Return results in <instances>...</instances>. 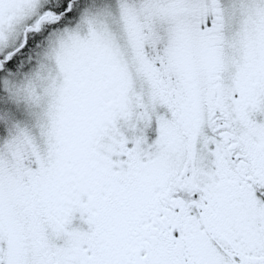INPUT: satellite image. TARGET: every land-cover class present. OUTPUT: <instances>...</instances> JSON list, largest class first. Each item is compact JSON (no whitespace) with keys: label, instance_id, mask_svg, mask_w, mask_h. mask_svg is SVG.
<instances>
[{"label":"snow or ice","instance_id":"snow-or-ice-1","mask_svg":"<svg viewBox=\"0 0 264 264\" xmlns=\"http://www.w3.org/2000/svg\"><path fill=\"white\" fill-rule=\"evenodd\" d=\"M0 264H264V0H0Z\"/></svg>","mask_w":264,"mask_h":264}]
</instances>
